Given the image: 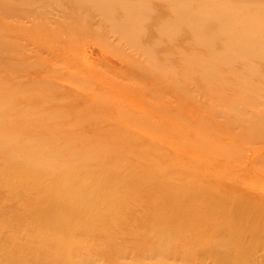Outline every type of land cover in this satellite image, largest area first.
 Returning <instances> with one entry per match:
<instances>
[{"label":"bare ground","instance_id":"1","mask_svg":"<svg viewBox=\"0 0 264 264\" xmlns=\"http://www.w3.org/2000/svg\"><path fill=\"white\" fill-rule=\"evenodd\" d=\"M153 1L156 4L152 7L150 0H16V6L11 7V10L13 8V11L17 12V17H20L18 15L21 12L20 5L29 4L31 8L28 11L29 13L26 14L40 16L45 13L47 18H51V16H54L51 10L56 8V6L64 5L78 8L79 12L76 15L79 18L86 16V24L91 25V20L93 21L96 16L103 17L110 22L111 25L108 31L112 35L119 36L127 44L130 41H136V49L139 48L144 51L153 42L152 40H136L139 35L138 32L142 28L139 24H142L149 17L159 19L164 16H172L173 21L177 24L176 29L186 28L192 40H174L169 45H166L168 47L176 45L185 48L183 54L178 53L179 59L174 62L175 65L172 64L173 69H168L180 71L183 78L189 80L190 89L186 85L181 95L178 93L180 91L174 92V94L178 93V96H175L178 97V101H169L168 99L166 101L168 106L166 104L150 103L147 93L136 92L138 89H133L129 84L124 83L129 80L127 79L128 77L124 78L118 75L119 73H116L113 69L121 67V64L103 53L102 57H97L101 51H89L90 56L88 55L87 60H80L79 67L77 64L76 66L72 65L62 55V51L64 52L67 49L66 42L61 43L56 38L46 36L49 34L35 33L31 35L32 33H29V29H26L28 33H20L24 35L22 38L25 40H35L32 45L37 50L41 48V51L48 53L47 57L37 56L35 62L21 60L17 64H13L12 61L8 60L9 62L4 64V36L11 37L13 40L21 39V37L12 36L13 32L20 35L19 29L17 32L15 28L19 27V23H16V21H12V23L16 24L15 26H12V23L11 25L9 24L10 26L8 25L13 32L6 29L8 26L4 25V0H0V159L5 156L4 154L16 158L17 162L14 164L22 174H25L24 169L27 165L39 163L44 169H42V176L47 177L51 182L47 186H42L39 183L34 184L33 190L26 193L24 200H16L15 205L11 206V208H18L22 212L20 218L27 224L24 231L21 228L13 229L10 226L9 228L4 227V224L0 225V256L4 255L5 252L12 251L15 259L13 262L11 261V264H26L24 260H21L24 253L21 250L14 249L11 244L21 235L29 232L34 235L35 230L38 228L50 229L52 231L50 235L55 233L66 235L70 238V242L66 246L51 241L47 242L44 251L37 252L38 256L35 255L37 260H34L33 264H90V262L98 258L110 262L109 264H118V256H121L122 259L133 260L131 258L132 255L139 260L143 255L152 258L162 257V261L167 263L172 260L176 261L177 256L188 252L196 254L193 264H206L207 261L219 264H264V258L259 255L264 252V174L262 175L256 170V165L264 162V144L247 146L240 150L241 155L239 152H233L234 157H229L228 155L232 153V150L230 148L225 149L222 144L220 149L214 150L216 148L213 149L211 146L205 145L206 143H200L201 140L199 142L197 140L195 142L192 141V138L195 137L194 133L203 135L206 131H209L210 123L203 122V118L207 117L206 113L224 119L221 122L228 129L224 130L221 126L223 131L218 132L229 140L238 137L255 139L260 133L264 132V121L262 123L259 122L264 118V106H260L261 104H252L254 106L252 108L236 109L238 108V102L228 103L227 101L218 100V97L226 94L225 88L217 90L220 92H215L212 88L208 90L200 88L199 90L201 80H203V85L207 86L206 88L209 87V84H205V82L209 83V80L214 78L213 75L218 68L214 67L215 65L219 64L222 66V64H226L225 59L228 56V52L237 54L235 59L230 60L229 65H235L237 59L249 60L255 56V53L260 54V59L264 64V0ZM55 17L58 21L59 18ZM23 27L22 29L25 28ZM35 27L33 25L30 26L31 29ZM122 30L125 31L122 32ZM30 32H33V30ZM174 35L175 33H173ZM217 42L220 45H224L227 51L217 52L216 62L214 60H208L207 62L199 55V48L211 51L218 47L215 45ZM156 45L157 43L154 46ZM192 45H194L193 48ZM189 46L191 48H188ZM11 48L13 47L11 46ZM187 50L189 54L186 52ZM181 54L182 56H180ZM125 59L124 73H135L134 65L139 67L142 64L134 63L132 55L126 56ZM154 59L156 60L157 56ZM154 59L147 57L149 67L158 66L157 61ZM159 59L161 60V58ZM91 60L99 62L96 63L97 68L100 65L106 66V64L113 68L109 70L108 74L100 72L87 74L86 70L90 71L92 69H90V66H93L89 63ZM34 68L37 71H32ZM39 68L42 69L39 70ZM72 68L75 70H72ZM4 70L12 71L10 75H15L19 79L17 80L21 83L20 86L26 87L28 85V88H32V85H36L37 82L45 87H53L55 82L64 83V88L60 86V89L58 86L55 87V91L52 90L58 92L57 95L60 100H65L64 97L69 99L70 97L67 98V96H71L70 100H66V103L70 101L69 103L71 104L69 105L70 107L68 106L70 114L75 111L74 113L88 112L90 114L98 112L104 115L105 112L107 114L106 120H102L103 123L97 124V129L91 131L82 128V126L76 127V125L80 126L82 122L80 119L82 118H75L73 125L61 124L58 126L59 123L56 121L57 114L55 113L58 112V109L55 106H47L49 110L46 116H50V119H52L49 120V124H57L55 132L62 134L63 143H54L52 142L53 137L49 136V138L44 139L38 138L25 144L26 146L15 149L4 148L5 143L14 139V137L10 138V135L4 132L5 119L13 117L15 118L14 120L20 121L18 127L23 133L25 132L24 128H28L31 123L40 125L41 130L46 131V123L42 124L39 120L43 115L42 113L34 115L31 112L32 116H30V113L24 110L32 109L33 107L30 105L35 103V105L43 106V103L49 101L52 95L43 94L41 97L38 95V97L27 99L26 102H28L29 106H20L19 104L4 106L11 99V97L5 96L4 100V85L17 81L13 80L11 76H8V79L6 78L7 80H5ZM243 71L255 75L258 73V67L254 65L245 66ZM21 72H24V76H18ZM134 75L135 77L139 76L141 80L145 81V84L151 86L150 88H154L152 86H161L157 88L173 91V88L167 86V84L160 83L159 80L151 77H144L142 73ZM118 78L122 80L120 81ZM73 80H76L78 85L68 84L69 82L72 84ZM56 88L59 89L57 90ZM240 88L238 87V89ZM62 89V93H59L61 92L59 90ZM174 89L179 90L181 87L175 86ZM46 90L49 91L48 89ZM150 90L148 89L149 92L153 91ZM192 90L197 93V96H191L190 92ZM27 91L29 92L28 89ZM41 92L42 90L39 93L40 95ZM53 96L54 94L52 98ZM202 97L204 99L201 100ZM244 99H246L244 98V93H240L237 101ZM103 101H106V103H102ZM119 102L124 105L123 107L129 118L137 120L135 123L132 120V122L127 120L112 124L116 121L118 115L120 117V112L122 111L119 108ZM96 103L99 104L95 107L97 109H92L93 111H91L89 106ZM214 104L224 109H235L238 113L229 116L226 112H217L213 108ZM39 109L41 111L43 108ZM22 110L24 113H22ZM36 111L38 112L39 110L36 108ZM59 111H62V109H59ZM51 112L55 114H49ZM63 112H65L64 114L67 113L64 110ZM140 114L142 116H139ZM227 115L228 117H226ZM58 116L62 117V115ZM145 116L150 117L149 121L144 119ZM27 118L35 121L28 122ZM169 120L172 122H169ZM145 121H148L147 124ZM196 123L199 125L197 131L192 127ZM124 124H130L133 126V130L143 133L142 136L145 139H149V144L143 145V147L137 148L133 152L126 151L124 153L125 156L116 161L98 163L101 158L108 157L105 154L106 150L116 149L118 141L121 140L120 135L126 132L123 130ZM75 129L81 134L78 137H68L71 131H76ZM16 130L20 131L19 129ZM181 135L184 136L181 138ZM99 137L105 138L104 140L107 142L85 146L93 153L91 155L81 153L82 151L80 153L75 151L76 153L72 156L61 155L65 158L63 159L64 166L62 172L57 171L58 166L51 160V157H55L58 161L62 160L59 158L61 156L57 155L58 151H71L78 147L82 143L81 141L86 139L91 141ZM213 138L214 140L222 139L220 136H214ZM159 139L164 140L161 141ZM211 145L213 146V144ZM39 147H44L46 153L38 155L30 151V149L35 150ZM125 147L123 146V149ZM182 148H188L191 152H194L196 155V159L193 157L194 160H199L198 164L204 165L205 168L210 169L214 166L227 168L228 172L224 174L216 185L224 191L235 193L237 190V192H242L249 199L241 201L236 195L235 197H228L223 196L224 194L215 195L216 193L210 192L208 188L212 186L211 182H208L209 185L198 183L199 181L207 182L210 179L202 175L205 172H201L200 176H197L198 182L191 181L193 182L192 184L190 182L186 185H179L173 181L176 178H182L183 172L168 173V170L157 167V169H149L152 166L151 162H158V166L161 162L162 164L160 165L165 166L169 165L167 159L173 161L176 158L179 161L180 158L178 156L175 157V155L180 153L176 154L175 152L179 149L182 150ZM78 149H81V147H78ZM166 149L167 151H172L173 155H163ZM155 152L156 155L154 154ZM238 153L239 157L235 156ZM142 159L147 160L149 164L140 165V163H134ZM205 161L209 164L205 165ZM97 169L101 170L100 175L101 177L103 176L97 182H90L84 178V173L92 172V170L97 171ZM71 173H75L77 176L73 177L69 182L58 183L59 178ZM111 173H115L118 176L114 177ZM0 175H4V168L0 169ZM188 175L190 174L187 173L184 176ZM211 179L210 181L213 182L212 176ZM170 180L172 183L166 185L165 182ZM25 183L26 180L24 181ZM248 183L256 184L254 189H250ZM124 184L130 189L137 186L142 188V191L141 193H130L131 209L128 211V218L115 226L103 227V221L109 212L119 216H123L126 213L124 204H114L117 196L119 197L116 192L118 190L117 187H121ZM108 185L110 189H108ZM16 189L14 186L4 187V185L0 184V193L10 199L14 198ZM156 193H161L164 196L163 199L148 202L151 196ZM33 199H35V203ZM108 202H112L114 205H112L109 212H106L103 207ZM29 206L30 212H27L26 210ZM152 210L156 211V214L154 213L156 216L149 218L150 222L141 225L136 222V220H147L148 218L141 219L138 215ZM99 211H102V213ZM137 213L139 214L137 215ZM171 215L174 216L170 218L169 216ZM173 222H176L177 225L173 224ZM82 224L88 228L93 224L102 226L85 232L87 235L95 233L100 235V237H104V241L101 243L102 248L107 247L109 244L117 248L120 247V242H124L120 237L122 232L132 231L135 238L131 242L133 250L129 252L121 251L111 255L102 253L101 249H88L86 246L73 244L71 239L83 233L81 231ZM139 232L152 237L155 236V240L160 244L159 247L157 249L149 248L148 246L140 247L141 245L136 240L140 238ZM45 241H47V238ZM172 248L177 249V251L172 252ZM26 249L27 247H25ZM0 262L2 261L0 260ZM28 262L30 263L29 260Z\"/></svg>","mask_w":264,"mask_h":264},{"label":"rangeland","instance_id":"2","mask_svg":"<svg viewBox=\"0 0 264 264\" xmlns=\"http://www.w3.org/2000/svg\"><path fill=\"white\" fill-rule=\"evenodd\" d=\"M16 3H17L16 0H4V20H5L4 25L8 26L9 24L11 25L12 21L13 22L16 21V23H19V27H15V28H16V31L19 29V34L21 32H22V34L28 33L27 32L28 30L26 31V29H29V33H32L31 35H34L35 33L36 34H42V35L49 34L46 36H48V37L51 36L52 38H56L61 43L66 42L67 49L64 50V52L62 51V55L72 65L76 66V64H77V66L79 67V61L80 60H82V61L87 60L86 58L88 57V55L90 56L89 51L91 52L92 50H94L95 52L101 51L99 56H97V57H102L101 55L105 54L106 56L108 55L107 57L113 58L121 64V67H119V68L109 67L106 63H105L106 66L100 65L97 68L96 63H99V62L96 60H91L89 63H91L90 65H93V66H90V69L92 68L90 70L91 72L86 70L87 74H93L94 72H100L102 74H104V73L108 74L109 70L111 68H113L116 73H119L118 75L123 76L124 78L128 77L127 79H129V80L128 81L126 80L124 83H126L127 85L129 84L131 86V88H133V89L134 88L138 89V90H136V92L147 93L148 100L152 104H166V101L168 99H169V101H178V99H177L178 97H175V96H178V93L181 95V93L184 90L183 88H185L186 85H187V88L190 89V85L188 84L189 80L184 79L183 76L181 75L182 73L180 71H178V70L176 71L175 69H174V71L171 70V69H173L172 64H174V62L178 61V59H179L178 53L183 54V51H185V48L180 47V46H176V45L168 47L166 45H169L174 40H192V38H190L189 31L186 28H182L180 30L176 29L177 24L175 23V21H173L172 16H164L163 18H159V19H156L155 17H153V18L149 17L144 22H142V24H139V25H141L142 28L140 27L141 30L138 32L139 35H138V38L136 40H152V42H153L151 44V46L148 45L149 48L144 51V50H141L139 48L136 49V47H135L136 41H134V42L130 41V43L127 44V42H125L124 40H121L119 36L116 37L115 35H112L108 31L110 29L109 26L111 24L108 20L104 19L103 17L96 16V18L93 21L91 20V25H88V24H86L87 23L86 16H81V18H79L76 15L79 12L77 10L78 8L66 7L64 5L59 6V7L56 6V8L52 9L51 11H53L54 16H51V18H49V17L47 18V15L45 13L41 14L40 16L39 15H29V14H26V13H29L28 11L31 8L29 6V4L20 5V11L22 12V14L20 12L18 14V15H20V17H17V15H16L17 12L13 11L14 10L13 8L11 10V7L16 6ZM150 4L153 7L156 4V2H154L153 0H150ZM6 16H7V18H6ZM55 16H57L59 18L58 21H57V19H55L56 18ZM23 18H26V19H23ZM15 25H16L15 23H12V26H15ZM31 25H33L34 27L36 26V27L34 29H31L30 28ZM9 26L6 29L12 31ZM22 27L24 29H22ZM32 30L34 33L30 32ZM123 31H125V30H122V32ZM15 33L16 32H13L12 36H14V35H15V37L20 36L21 39L18 38V39H16L17 40L16 41V40L11 39V37L4 36V64H7L6 62H9L8 60L12 61L13 64L14 63L17 64V62H20L21 60H23V61L28 60V61L35 62L37 59V56L42 57V58L47 57L48 53L43 52V50L41 51V48L39 49L40 50L39 51L32 45V43H34L35 40H25L24 38H22V36H24V35H21V34L18 35ZM173 33H175L174 36H173ZM37 41H39V40H37ZM40 41H45V40H40ZM156 43H157V45L154 46ZM215 45L218 47L214 50H211V51H209V50L205 51V50L199 48V51H198L199 55L201 57H203L205 60H207V62H208V60H210V61L214 60L216 62V60H217L216 53L222 52V51H227V48H225L224 45H220L219 42H217ZM11 46L13 48H11ZM15 46H17V47H15ZM193 46L194 45H192V48H193ZM188 48H191V46H189ZM194 48L197 50L196 47H194ZM186 52L189 54L188 50ZM182 54L180 56H182ZM128 55L129 56L132 55V59L134 60V63H142L139 65V67H135L136 65H134L135 73L130 72L133 75L130 73H124V71H125L124 68L126 65L124 60H126L125 57ZM156 56H157V59L155 60L154 58H156ZM147 57L153 58L155 61H157L158 66L149 67L148 62H147ZM236 57H237V54L228 52V56L225 59L226 64H222V66L219 64L215 65L214 67H218V68L215 70V73L213 75L214 78L209 80V83L205 82V84H209V87L206 88L207 86L203 85V80H201V83H199V85H200L199 90H200V88L202 90H208V89L212 88L213 91L220 92L217 90H220L221 88H225L226 94H222L220 97H218V100L219 101H227L228 103L229 102H232V103L238 102V105H237L238 108H236V109L252 108V107H254V106H252V104H261L260 106H264V64L262 63V61L260 59L261 58L260 54L255 53V56H253L249 60L237 59L236 60L237 63L235 65H229L230 60H233ZM159 58H161V60ZM158 60H160V61H158ZM250 65H254V66L258 67V73L257 74H255V75L249 74V73H245L243 71L245 66H250ZM56 68H58V67H56ZM168 68H171V69H168ZM34 69L32 71H37V69H35V70ZM41 69L42 68H39V70H41ZM65 70H66V68H65ZM72 70H75V69L72 68ZM26 71H28V70H26ZM11 72L12 71H9V70L5 71L4 70V73L7 75L6 76L4 74L5 80L8 79V76H11L13 78V80L18 79V78H16L15 75H13V76L10 75ZM138 73L144 74V77H147V78L151 77V78H154L155 80H159L160 83L167 84V86H170L173 88L172 89L173 91L171 92V91L166 90V89L157 88V87H161V86H152L154 88H150L151 86L148 84H145V81L141 80V78L139 76L135 77L134 74H138ZM35 74H37V72H35ZM18 76H24V72H21ZM129 76H131V77H129ZM53 77H56V76H53ZM197 78L200 80V78L198 76H197ZM18 80L16 82H13V83L11 82L10 84L8 83L6 85L7 87L4 85V100H5V96L11 97V99H9V101L6 100L8 104L4 105V106L16 105V104H19L20 106L21 105L29 106V104H27L28 102H26L27 99L29 100L32 97H38V95L41 97L43 94H49V95L54 94V96L52 98V95H51L49 98L50 100L47 102H44L43 106L35 105L36 104L35 103L33 105H30L33 107L32 109L29 108V110L27 109V111H26V109L25 110L23 109L25 112L30 113V116H32L31 115L32 113L34 115L38 114V113H42L43 115L41 116V118H39V120L42 122V124L46 123V127H47L46 131H44V130L42 131L40 128V125L31 123L28 128H24L25 132L23 133L22 130L18 127V125H19L18 123H20V121L14 120L15 118H13V117H11V119H7V120L5 119L4 120V132H6L8 135H10V138L14 137V139H12L8 143L4 144V148L15 149V148H18L21 146H26L25 144H28V143L32 142L33 140H37L38 138L44 139V138H49V136L53 137L52 142L63 143V139H62L63 136H61L62 134H58L55 132L57 124L56 125L53 123L49 124L50 123L49 120H52V119H50L51 118L50 116H48V117L46 116V115H48L47 113L49 110V108H47V106H55L56 109H58V112H55L57 114L56 116L58 118V119L56 118V121L59 123L58 126L61 124L73 125L74 120L82 118V119H80V120H82L80 126L76 125V127L79 128L82 126V128H85V129L91 131V130L97 129L96 125L97 124L100 125V123H103L102 120H104V119L106 120L107 114H105V112H104V115H103V113H98V112H95V113L92 112L90 114H88V112L87 113L76 112L77 113L76 114V113H74L75 111L72 114H70L68 106L71 104L69 103L70 101L66 103V100H70L71 96L70 95L67 96V98L70 97L69 99H66V97H64L65 100L64 99L60 100V98H58V95H57L58 92L57 91L54 92L55 87H58V86L63 87V86H65L64 83L55 82V84L53 83L54 84L53 87L52 86H49V87L46 86L45 87L44 85L38 84V82H37L36 85L35 84H34V86L32 85V88H28V85L26 86L27 87L26 88L25 86H20L21 83H19ZM119 80L121 81L122 79L120 78ZM18 83H19V86H18ZM68 84L74 85V86L78 85L76 80H73L72 84L70 82ZM43 86H44V88H43ZM175 86L181 87V89H179V90L174 89ZM29 87H31V86H29ZM61 87H60V89H61ZM238 87H241V88L238 89ZM27 89L29 90L30 93L27 91ZM46 89H48V90L50 89V90L47 91ZM148 89H151L153 91L150 90L151 92H149ZM18 90H19V92H18ZM41 90L43 93L41 92V95H40L39 93ZM59 91H61L59 93H62L63 89L59 90ZM178 91H180V92H178ZM174 92L175 93L178 92V93L174 94ZM36 93H38V94H36ZM190 93H191V96L192 95L197 96V93H195L193 90ZM240 93H244V98H246V99L241 100V101H237L239 99ZM24 94H26V95L24 96ZM10 95H12V96H10ZM55 97H56V99H55ZM202 99H204V97H202L201 100ZM104 102L106 103V101H103L102 103H104ZM97 105H99V104L96 103V104L90 105L89 106L90 110L91 111H93L92 109L96 110L97 108H95V107H97ZM118 105L121 106V107L119 106V108L122 111L120 112L121 113L120 117L118 115V118L116 119V121H114V123H112V121H111L112 124H115L116 122L121 123V122L127 121V120H129V121L132 120L134 123L137 121L136 119L129 118V116L125 112V108L123 107L124 105L122 103L119 102ZM166 105L168 106V104H166ZM41 107L43 108V109H41L42 112L39 109ZM36 108L40 112L39 111L37 112ZM213 108H215L216 109L215 111H217V112H220V111L226 112V114L228 113L229 116L231 114H237L238 113L237 111H235V109H232V110L224 109L223 107L222 108L218 107L215 104L213 105ZM34 109H35V111H34ZM59 109L60 110L62 109V111H59ZM23 110H22V113H24ZM63 110L67 111V113L64 114L65 112H63ZM61 112H63V113H61ZM52 113L53 112H51L49 114H52ZM55 113H53V114H55ZM206 114H207L206 115L207 117L203 118V120H204L203 122L204 123L205 122L210 123V128H209L210 132L206 131L204 133L205 136H203L204 134L203 135H201V134L196 135L194 133L195 137L192 138V141L195 142L197 140V142H199V140H201L200 143H206L205 145H209L213 149L216 148L214 150L220 149L221 144H222V145H224L225 149L230 148L232 150V153H230L228 155L229 157H234V153H236V152L240 153V150H243V148H246L247 146H252L253 144H256V146H259V145L264 144V132L260 133V135L255 139L250 138V137H245V138L244 137L243 138L238 137L236 139L231 138V140H229L228 138H225V136L222 133L218 132L221 130L223 131V129L224 130L228 129V127H226L224 124H222L224 119L212 116L210 113H206ZM58 115H62V117L58 116ZM64 115H67V116H64ZM139 116H142V114H140ZM226 117H228V115ZM144 119L145 120L148 119V121H149L150 117L148 118L145 116ZM27 121L33 122L35 120L31 119V118H27ZM172 121L169 120V122H172ZM263 121H264V118L262 120H260L259 122L262 123ZM147 122H146V124H147ZM111 123H109V124H111ZM124 125H123V130L126 132H124L120 135L121 140L118 141V146L116 147V149L106 150L105 154L108 157L101 158L100 162H98V163L101 164L103 162L106 163V162H110V161H116V160L120 159L121 157H124L125 156L124 153L126 151L133 152L135 149H137V148L140 149L141 147H143V145L149 144V139L148 138L145 139L144 136H142L143 133L133 130V126L130 124H124ZM221 126L223 127V129ZM192 127H194V129L197 131V127H199V125H198V123H196L195 125H192ZM235 127H237V126H235ZM113 128H114V126H113ZM16 129H19L20 131H17ZM192 130H190V131H192ZM49 132H50V134H49ZM79 134H81V133L77 130L71 131L68 134V135H70L68 137H78ZM182 136H184V135H181V138H182ZM214 136H220L222 139L218 138V139L214 140V138H213ZM104 139L105 138H100V137L98 139H96V138L92 139L91 141L86 139L85 141H81L82 143L80 145H78V147L79 148L81 147V149H78V147H76L71 151L61 150V151H58L57 155L72 156L74 153H76V152L80 153L81 151H82L81 153L91 155L93 153H91V151L88 150L86 147L94 145V144H96V145L97 144H103L104 141L107 142ZM159 140L163 141L164 139H159ZM132 144L135 145L136 147L133 146ZM211 144H213V146ZM122 145L124 147L125 146L126 147L123 149ZM129 145H131L132 147ZM27 146H29V145H27ZM16 151H19V150H16ZM30 151H33L34 153H37L38 155H42V154L46 153V150L44 147H39L35 150L30 149ZM169 151L170 150L167 151V149H166V150H164V153L163 152L162 153H163V155H165V154L171 155L173 152L172 151L169 152ZM218 152H222V151H218ZM175 153L176 154L180 153L179 155H175V157L178 156V158H180L179 161H177L176 158L173 157L174 158L173 161H169L171 159H167V162L169 165L162 166V165H160V164H162L160 162L161 161L160 160L159 161L160 164L158 166V164H157L158 162L156 163V161L154 160L155 162H151L153 167L150 165L151 167L149 169L151 170V168H153V169L162 168L164 170L165 169L168 170V173L183 172L184 175L189 173L190 174V175H188L189 177L183 175L182 178L174 179L173 182L177 183L179 185H186V184L190 183L191 181L198 182L199 180L197 179V176H200L201 172H205V174L203 173L202 175L206 176L208 179L209 178L211 179V176H212L213 182L210 181V179H209V180H207V182L199 181L198 183H200V184L202 183L203 185H209V183L211 182L210 184H212V186L211 187L209 186V188H208L210 192H212L214 194L216 193L215 195H217V194L223 195L224 194L223 196H228V197H231V196L235 197V195H236L241 201H247L249 199L248 196L243 195L242 192H237V190H236L235 191L236 194H235L232 191H224L222 189H219V186L216 185V183H218L219 180L221 178H223L224 174L226 172H228L227 168L214 166L215 168L214 167L210 168L213 171L208 169V168H205L204 165L198 164L199 160H196V161L194 160V158L196 159V157H195L196 155L194 154V152H191V150H189L188 148H185V149L182 148V150L179 149ZM239 153L236 154L235 156H238ZM154 154L156 155V152ZM182 154H185V155H182ZM4 155L5 156H2V158L0 159V162H1L0 163V169L4 168V175H0V184L4 185V187L14 186L17 189L15 192L16 194H15L14 198H12V199L5 197V195L3 196V194L0 193V225L4 224V227H6V228H9V226H10V228L12 227L13 229L14 228H21V230L24 231L25 228L27 227V224L24 223L20 218V214H22V212H20V210L18 208H11V206L15 205L16 200H19V201L24 200V196L26 195V193L33 190L34 184L39 183L42 186H47V185H50L51 182L49 181V179L47 177L42 176L43 167H41L39 163H33L30 165H27V167L24 169L25 174H22L21 171L19 169H17L16 165L14 164L15 162H17V159L14 157L13 158L9 157L7 154H4ZM240 155H241V153H240ZM169 157H171V156H169ZM226 157H227V155H226ZM59 158L62 160L58 161V160H56L55 157H51V160L57 164V166H58L57 171L62 172L63 166H64V164H63L64 160L63 159H65V158L62 156ZM189 158H190V160H189ZM174 160H175V164H174ZM207 162H209V161L207 160ZM207 162L205 161V165L209 164ZM134 163L135 164L140 163V165H145L147 163L149 164V162L147 160H143V159L140 160L139 162H134ZM182 163H183V165H182ZM256 166H257L256 170L258 171V173L263 175L264 174V162L263 163L261 162V163L257 164ZM182 167H185V168H182ZM203 167H204V169H203ZM207 169H208V171H207ZM216 169H218V170H216ZM97 171L92 170V172L84 173L83 176L86 180H88L90 182H94V181L97 182L98 179L103 177V176L101 177V175H100L101 170L97 169ZM251 173H252V171H251ZM111 175H113L114 177L118 176L115 173H111ZM76 176H77V174L71 173V174L66 175L62 178H59L58 183L60 184L62 182H69L73 179V177H76ZM25 180H26V183L24 184ZM149 182H151V181L149 180ZM170 183H172L171 180L168 182H165L166 185H168ZM192 183L193 182H191V184ZM222 183H223V181H222ZM248 184H249L250 189L251 188L254 189V185H256V184H252V183H248ZM108 189H110V186L108 187ZM117 189L118 190H116V192H117V194H119V197L117 196L116 202L114 204H119V203L124 204L126 207V213L123 214V216H119L118 214H113L109 211H110L112 205H114V204H112V202L105 203L104 207H103L104 211L109 212V213L106 215L105 220L103 221V224H102L103 227L104 226H115L117 224L122 223V221L124 219L128 218V211L131 209L130 193H136V192L141 193V191H142V188H138L136 186V187H133L132 189H130V187H127L125 184L121 187H117ZM221 191H222V193H220ZM163 197L164 196H162L161 193H156L155 195L151 196V198L149 199L148 202H151L154 200L160 201L163 199ZM33 202L35 203V199H33ZM26 211L30 212V206L28 207V209ZM99 212L102 213V211H99ZM155 212L156 211L152 210L150 212H145V214L137 213V215L139 214L138 215L139 218H141V219L148 218V219L147 220H139V221L136 220V222L140 225L143 223L150 222L149 218L156 216ZM173 216L174 215H171L169 217L172 218ZM173 224L177 225L176 222H173ZM96 227H102V226L98 225V224H93L92 226H90L88 228L84 224H82L81 225V231L83 233L80 234L79 236L77 235L75 238H72L71 239L72 243L76 244L77 246H86V248H88V249H95V250L101 249L102 253H105V254L107 253V254H111V255H115L117 253H120L121 251L122 252H129V251L133 250L131 242L133 240H135V238L133 237L132 231L122 232L120 237L122 240H124V242H120L121 243L120 247L117 248L116 246L109 244V245H107V247L102 248L101 243L104 241V237H100V235L95 234V233H91L90 235H87L85 233L89 229L96 228ZM51 232L52 231L50 229L38 228L37 230H35L34 235L31 234L32 232L21 235L11 245H12V247H14V249L21 250L22 253L25 254V255L23 254V257L21 258V260H24L26 264H33L34 260H37V257L35 255L38 256L37 252H43L44 251V249L47 246V242L51 241V242H55V243H60L62 246H66L69 244L70 238L68 236L61 235L59 233H55L54 235H50ZM139 235H140L139 240L138 239H136V240L141 245L140 247L148 246L149 248L152 247L153 249H157L159 247L160 244L155 240V236L152 237L148 234H144V233H140V232H139ZM46 238H47V241L44 242V240ZM105 243H106V240H105ZM25 247H27L26 250H25ZM175 248H172V252L177 251V249H175ZM12 253H13L12 251L8 252V253L5 252L4 255H1L0 260L2 262H0V264H11V261L13 262V260L15 259L14 258L15 255H13ZM259 255L262 256V258H264V252L259 254ZM131 258L133 260L122 259L121 256H118L117 262H118V264H126V263H128V264H193L194 259L196 258V254L194 252H188L186 254L182 253L179 256H177V258L175 259L176 261L172 260V261H169L167 263L162 261V257L152 258L150 256L143 255L142 258L140 259L141 261L139 259H137L136 256H134V255H132ZM27 259L30 261V263L28 262ZM100 259L101 258L95 259L92 262H90V264H109L110 263V262H106L105 260H100ZM131 261H133V262L129 263ZM206 264H219V263L207 261Z\"/></svg>","mask_w":264,"mask_h":264}]
</instances>
